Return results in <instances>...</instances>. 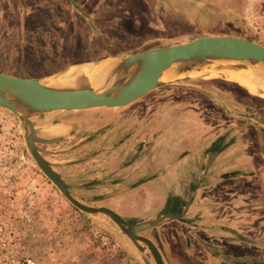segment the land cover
<instances>
[{"label":"rangeland","instance_id":"obj_1","mask_svg":"<svg viewBox=\"0 0 264 264\" xmlns=\"http://www.w3.org/2000/svg\"><path fill=\"white\" fill-rule=\"evenodd\" d=\"M213 35L264 45V0H0V72L57 85L83 64ZM252 66L260 70L249 62L208 61L126 106L101 108L128 110L141 118L135 123L143 125L148 141L137 150L152 154L147 159L155 171L151 174L128 180L131 173H109L108 158L101 148L94 150L88 136L38 145L74 197L95 207L103 206L106 188L130 189L149 178L155 190L173 181L184 191L189 183L185 196L195 203L196 220L204 212L199 202L215 209L233 199L239 233L251 237L256 264H264V94L230 73ZM168 118L175 122L170 120L171 133ZM27 133L17 114L0 106V264H27V259L35 264H156L148 247L140 250L108 215L84 212L64 196L31 155ZM222 133L234 135L229 145L238 165L233 179L220 174L213 154L204 151ZM183 139L189 141L184 149L190 156L173 158L170 142L178 147ZM186 165L190 172L182 175ZM172 167L177 175L167 174ZM135 208L125 205L128 211ZM132 212L122 216L132 224L151 222L139 234L156 242L158 224L167 214L148 218Z\"/></svg>","mask_w":264,"mask_h":264},{"label":"crops","instance_id":"obj_2","mask_svg":"<svg viewBox=\"0 0 264 264\" xmlns=\"http://www.w3.org/2000/svg\"><path fill=\"white\" fill-rule=\"evenodd\" d=\"M99 108L49 111L36 115L33 122L36 132L46 134L49 136L47 139L66 140L68 136L69 139L75 136L77 138L88 136L95 145L94 150L101 148L102 156L108 158V172L113 175L131 173L132 176L128 179L131 180L134 179L135 174L153 173L154 170L150 169L153 166L147 160L152 154L137 150L138 144L148 141V135L143 133V125L135 123L141 121V118L138 119L136 113L128 110L109 111ZM159 110L160 108L155 110L156 116L153 118L156 120L155 125H158ZM168 120L167 128L171 133L169 126L171 122L172 125L175 122L170 118ZM233 136L222 133L204 145V151H208L215 143L218 147L217 151L210 150L208 153L213 154L215 169L220 174H226L230 179L235 178L233 176L238 166L237 162H233L236 154L229 146L233 143ZM153 137L151 139H154ZM156 140H153L154 143ZM170 143V153L173 158L190 156L191 152H185L187 149H184L189 141L179 140L181 145L178 147L175 146L174 141ZM180 171L182 175H187L190 169L186 165ZM178 173L177 167H172L167 172L170 175ZM152 179H141L139 184L130 189L121 186L108 187L105 189L106 197L100 201L103 202V206L112 208L120 215L132 212L125 209L128 203L137 207L132 213H141L148 218H155L167 210L169 213L166 220L159 222L158 225H161L157 229L156 242L154 240L166 264H256L255 244L250 236L239 233L233 199H230V203L224 204L220 201L215 209H210L206 201L199 202L204 212L202 219L196 220V211L193 209L195 203L189 204L185 196L189 183L184 182V191L179 189L178 182L173 181L166 183L160 190H155L153 186L156 185L151 184Z\"/></svg>","mask_w":264,"mask_h":264},{"label":"water","instance_id":"obj_3","mask_svg":"<svg viewBox=\"0 0 264 264\" xmlns=\"http://www.w3.org/2000/svg\"><path fill=\"white\" fill-rule=\"evenodd\" d=\"M114 60L117 62L116 66L99 87L89 82V85L81 82L44 84L39 78H22L0 72V106L16 113L26 124V143L31 155L73 205L90 214L108 215L140 250L148 247L156 264H166L158 246L147 236L139 234L151 226V222L132 224L110 207H95L74 197L71 186L54 169L38 145L60 138L39 137L31 117L49 111L126 106L159 87L165 80L175 79L208 61L234 60L264 66V45L238 36L213 35L181 44L151 48ZM166 69H171L170 77H162Z\"/></svg>","mask_w":264,"mask_h":264},{"label":"bare ground","instance_id":"obj_4","mask_svg":"<svg viewBox=\"0 0 264 264\" xmlns=\"http://www.w3.org/2000/svg\"><path fill=\"white\" fill-rule=\"evenodd\" d=\"M111 59V58H110ZM109 60V59H108ZM106 60L97 64H83L82 66L75 67L72 70H69L67 73H65V79L61 76V83L68 84V83H91L92 85L99 87L105 80L106 76L110 73V70L116 66L117 62L116 60ZM260 70H256L251 67V69L244 70V71H238V72H230L231 77L235 80H238L243 85L250 88V90L254 91H260L264 94V66L258 67ZM171 69H166L162 75L170 77ZM99 75L101 77L100 80L94 81L91 79L92 76ZM70 79H76V80H70ZM79 79V80H77ZM53 80V79H52ZM50 80V82H55V80ZM43 82V81H42ZM44 84H47L48 82H43ZM57 82H55L56 85ZM59 83V81H58ZM60 83V84H61ZM59 85V84H57ZM249 90V89H248ZM256 93V92H255ZM258 93V92H257ZM262 95V94H261Z\"/></svg>","mask_w":264,"mask_h":264},{"label":"trees","instance_id":"obj_5","mask_svg":"<svg viewBox=\"0 0 264 264\" xmlns=\"http://www.w3.org/2000/svg\"><path fill=\"white\" fill-rule=\"evenodd\" d=\"M208 150H213V151H215L216 149H215V143L210 147V149H208ZM217 151V150H216ZM167 213H169L167 210H164V212L162 213V214H167Z\"/></svg>","mask_w":264,"mask_h":264},{"label":"built area","instance_id":"obj_6","mask_svg":"<svg viewBox=\"0 0 264 264\" xmlns=\"http://www.w3.org/2000/svg\"><path fill=\"white\" fill-rule=\"evenodd\" d=\"M27 264H35V262L32 259H27Z\"/></svg>","mask_w":264,"mask_h":264}]
</instances>
